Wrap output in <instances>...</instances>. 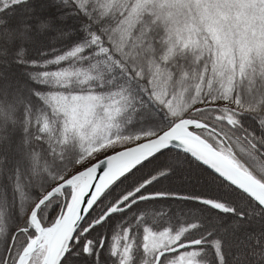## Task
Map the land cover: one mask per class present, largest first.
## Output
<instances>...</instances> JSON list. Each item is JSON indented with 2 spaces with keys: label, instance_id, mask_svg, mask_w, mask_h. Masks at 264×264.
Here are the masks:
<instances>
[{
  "label": "snow or ice",
  "instance_id": "6c2138e0",
  "mask_svg": "<svg viewBox=\"0 0 264 264\" xmlns=\"http://www.w3.org/2000/svg\"><path fill=\"white\" fill-rule=\"evenodd\" d=\"M0 264H264V0H0Z\"/></svg>",
  "mask_w": 264,
  "mask_h": 264
}]
</instances>
